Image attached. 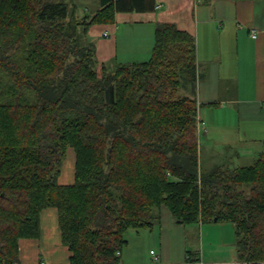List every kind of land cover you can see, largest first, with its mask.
Returning <instances> with one entry per match:
<instances>
[{"label":"trees","instance_id":"16d2710c","mask_svg":"<svg viewBox=\"0 0 264 264\" xmlns=\"http://www.w3.org/2000/svg\"><path fill=\"white\" fill-rule=\"evenodd\" d=\"M101 1L91 18L75 0H0V264L20 263L48 207L70 264H122L127 232L153 229L163 206L187 225L233 222L237 264H264V150L201 168L196 87L181 94L198 80L195 37L158 22L148 60L100 63L90 26L154 6ZM68 148L75 181L61 184Z\"/></svg>","mask_w":264,"mask_h":264},{"label":"crops","instance_id":"0c3cea01","mask_svg":"<svg viewBox=\"0 0 264 264\" xmlns=\"http://www.w3.org/2000/svg\"><path fill=\"white\" fill-rule=\"evenodd\" d=\"M75 2L81 16L92 18L103 8L101 0ZM158 22L175 23L196 39L201 168L252 165L264 150V0H154L152 9L117 11L115 22L89 28L99 62L148 60ZM253 29L259 31L256 38ZM193 226L195 229H189L163 206L161 221L153 229L129 230L122 264H182L190 254L205 264H237L233 222ZM196 228L203 229L201 242L192 247L189 235ZM142 236H151L152 246L137 243L130 251V239ZM70 255L61 239L57 208L44 209L41 237L21 239L19 264H70Z\"/></svg>","mask_w":264,"mask_h":264},{"label":"rangeland","instance_id":"374dc122","mask_svg":"<svg viewBox=\"0 0 264 264\" xmlns=\"http://www.w3.org/2000/svg\"><path fill=\"white\" fill-rule=\"evenodd\" d=\"M196 85H197V83H195V81H193L192 79L187 80V82L185 83V87H184L185 89L181 90V94L184 95V94L193 93V90L196 87ZM223 155H227V153H224ZM75 161H76V156H75L74 149L68 148L66 155L64 157L63 163L60 167V172L56 176V180L59 183H61V184L62 183H66V184L74 183V181H75V163H76ZM205 224L207 225V223H205ZM193 225L194 224H190V226H189V224H188L187 226L189 227V229H195ZM206 227H208V226H206ZM132 231H135V230H132ZM202 231H203V229L201 230L200 228H198V229L196 228L195 231L190 233V235H189V236H191V238L189 239V245L190 246L193 247L195 245V243L201 242V232ZM23 239H26V238H23ZM138 239H139V241L137 242L136 240H138ZM138 239H136L135 241H133L132 238L130 239L131 240V247L128 248V249H130V251H132L133 249L134 250L136 249L137 243H138V245H141V246L142 245L146 246V247L152 246L151 244H152L153 240H152L151 236H146V237L142 236L141 238L139 237ZM20 242H21V240H20ZM189 248H191V247H189Z\"/></svg>","mask_w":264,"mask_h":264},{"label":"built area","instance_id":"2783aa9c","mask_svg":"<svg viewBox=\"0 0 264 264\" xmlns=\"http://www.w3.org/2000/svg\"><path fill=\"white\" fill-rule=\"evenodd\" d=\"M258 33L259 31L257 29L252 30V36L255 38L258 36ZM105 34L108 35V32H106ZM152 253L155 254L154 251H152ZM155 260L159 261L160 257L158 255H155ZM40 264H45V263L42 262ZM182 264H205V263L201 259H192V257L187 256L185 261ZM225 264H228V263H225Z\"/></svg>","mask_w":264,"mask_h":264}]
</instances>
